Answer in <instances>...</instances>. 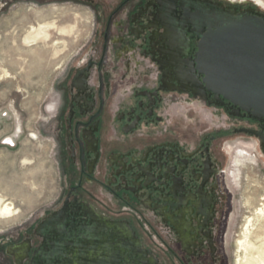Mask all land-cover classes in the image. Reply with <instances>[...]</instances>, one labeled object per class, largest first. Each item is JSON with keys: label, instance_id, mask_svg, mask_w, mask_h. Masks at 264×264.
Instances as JSON below:
<instances>
[{"label": "flooded vegetation", "instance_id": "1", "mask_svg": "<svg viewBox=\"0 0 264 264\" xmlns=\"http://www.w3.org/2000/svg\"><path fill=\"white\" fill-rule=\"evenodd\" d=\"M77 1L91 9L95 31L85 63L60 84V207L0 245L2 259L224 264L211 147L220 135L192 149L172 129L161 131L166 96L184 95L243 123L234 133L262 135L264 148V121L209 92L197 70L207 31L197 29L190 4L219 2Z\"/></svg>", "mask_w": 264, "mask_h": 264}, {"label": "rangeland", "instance_id": "2", "mask_svg": "<svg viewBox=\"0 0 264 264\" xmlns=\"http://www.w3.org/2000/svg\"><path fill=\"white\" fill-rule=\"evenodd\" d=\"M215 1L238 13L252 10L264 15V0ZM40 22L55 25L49 38L26 45L23 39L30 27ZM70 26L76 27L74 33L60 32ZM94 31L91 9L77 0H0V178L5 182L0 193L22 210L21 218L0 225L2 249L10 237L60 207L65 181L59 145L60 84L85 63ZM162 114L168 121L161 131L172 129L178 140L187 142V148L220 135L211 145L219 169L220 196L216 199L223 207L218 220L223 231L220 240L224 264H236V242L247 218H253L264 199L260 139L234 133L243 123L229 121L196 98L166 96ZM3 253L1 264L7 262Z\"/></svg>", "mask_w": 264, "mask_h": 264}, {"label": "water", "instance_id": "3", "mask_svg": "<svg viewBox=\"0 0 264 264\" xmlns=\"http://www.w3.org/2000/svg\"><path fill=\"white\" fill-rule=\"evenodd\" d=\"M199 14L201 32L197 70L205 88L264 121V15L252 10L235 14L216 4H190ZM263 141L262 135L250 132ZM264 153V148L262 147Z\"/></svg>", "mask_w": 264, "mask_h": 264}, {"label": "bare ground", "instance_id": "4", "mask_svg": "<svg viewBox=\"0 0 264 264\" xmlns=\"http://www.w3.org/2000/svg\"><path fill=\"white\" fill-rule=\"evenodd\" d=\"M230 11L232 10L230 9ZM232 13L235 14L236 12L232 11ZM40 17L43 18L44 15H39ZM54 27V24L46 22L38 23L37 27L31 26L30 31L23 39L24 43L31 45L38 41H46L49 38L51 28ZM75 30V26L62 27L60 32L70 35ZM4 185L5 182L0 178V192ZM262 201V207H258L253 214V218H255H247L246 227L244 226L241 238L236 242L238 252L236 264H264V199ZM21 217L22 210L16 208L14 203L4 193H0V225H9ZM255 240L258 243H255Z\"/></svg>", "mask_w": 264, "mask_h": 264}]
</instances>
